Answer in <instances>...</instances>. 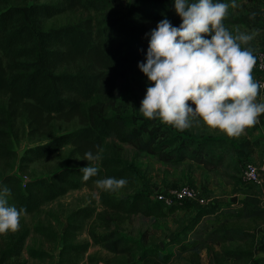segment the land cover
Listing matches in <instances>:
<instances>
[{
  "label": "trees",
  "instance_id": "16d2710c",
  "mask_svg": "<svg viewBox=\"0 0 264 264\" xmlns=\"http://www.w3.org/2000/svg\"><path fill=\"white\" fill-rule=\"evenodd\" d=\"M159 2V5H157ZM99 0H59L51 3H27V0H0V159L16 157L10 147V131L19 117H24L27 126L34 132L44 133L52 126L54 118L66 121L78 118L81 126L51 139L27 147L19 160L23 166L35 160L48 157L64 146L69 145L71 154L83 157L91 149L102 150L99 172L88 181L81 179V167H63L49 177H27L21 174L1 173L0 183L11 189L9 202L17 208L23 207L22 214H35L50 201L62 196L70 189L93 183L105 176L127 177V185H134L136 169L118 152L114 142L127 144L140 152L154 154L160 159L177 162L190 158L206 163V145L212 139L200 142L192 138H180L167 134L159 127L155 119L139 118L124 113H109L104 104L103 88L116 72L126 69L145 58L147 37L143 22L124 27L123 33L128 42L113 44L109 37H103V31L96 27L90 18L75 23L61 24L56 27H44V21L65 10L99 9ZM165 0H133L129 6L130 20L137 18L157 20L171 10ZM180 20L174 21L179 25ZM255 69L256 64H255ZM258 70V69H257ZM114 141V142H112ZM113 192L100 191L99 202L104 212L143 217L161 218L177 209H186L189 202L166 207L152 198L151 193L137 191L130 197L116 198ZM216 206L197 209L191 219L189 229L203 216L215 213ZM103 221L105 232L93 229L88 234L95 244L115 254H128L131 245L115 228L105 223V216L95 213L91 206H83L70 211L64 224L55 215L53 221L59 224L54 230L50 223L35 222L32 230L56 241L62 234L61 248L58 251L57 264H77L79 254L85 252L88 241L77 242L75 236L81 229L82 221L90 217ZM108 219V218H106ZM204 229V228H203ZM202 228L192 233L193 248H206L202 238ZM194 232V231H193ZM29 228L21 225L16 234L0 246V264H25L20 259ZM264 240V230L260 236ZM29 256L42 259L46 253L37 248L26 249ZM155 253L138 255L141 264H157ZM165 254L162 258H167ZM119 264H135L125 261Z\"/></svg>",
  "mask_w": 264,
  "mask_h": 264
},
{
  "label": "rangeland",
  "instance_id": "374dc122",
  "mask_svg": "<svg viewBox=\"0 0 264 264\" xmlns=\"http://www.w3.org/2000/svg\"><path fill=\"white\" fill-rule=\"evenodd\" d=\"M58 1L27 0V3L56 4ZM132 1L99 0L102 3L99 9L65 10L46 19L43 25L45 28L56 27L90 18L95 26L103 31V37H109L113 44H118L129 40L120 29L122 26L126 27V24L133 25L141 21L146 33L165 16L172 24L180 20L174 11L173 0H165V4L172 7L161 18L157 20L137 18L132 21L129 19V6ZM224 24L233 34H236L237 30L253 32L259 29L258 34L249 43L254 55L264 50V0H236L235 7L230 5ZM145 33L141 38L146 37ZM137 62L109 78L103 88V99L109 113L128 114L138 121L139 118H145L139 111V105L146 86L151 82L138 68ZM252 73L255 79H264V72L258 71L255 66ZM263 96L264 88L259 90L257 99L263 100ZM155 122L165 129L167 134L173 136L188 137L199 142L203 139H212L214 142L206 145L208 151L206 163H199L187 157L181 161L170 162L154 154L137 151L130 145L112 141L117 145L119 154L136 169L134 185H125L121 190L113 192V196L130 197L140 190L152 193L155 189L191 186L199 189L207 204L204 206L191 204L189 208L177 209L161 218L143 217L138 214L127 216L103 211L99 202L101 190L97 189L94 182L70 189L55 200L45 203L39 212L22 214L20 224L29 228L20 253V259L25 260V264H57L58 251L62 245L61 232L56 241L48 240L32 230L33 223H50L54 230H58L59 224L52 219L55 215L64 224L61 227L62 231L66 225L65 216L70 211L86 205L94 208L95 213L105 216V223H108L110 229L115 228L124 236L132 250L128 254H115L104 249L100 244L93 243L88 230L93 229L102 233L107 228L103 226V221L92 216L82 221L81 229L74 239L77 242H89L87 250L78 255L77 264H119L128 260L141 264L138 255L146 252L156 254L157 264H264V240L260 239L264 230V113L260 114L255 125L247 127L238 137H230L222 130L210 128L203 123H194L191 128L177 130L161 122L159 118H156ZM27 125L24 117L15 120L10 131V148L16 152V157L8 160L0 159V175L1 173L21 174L20 167L23 165L19 158L27 147L81 126L76 117L69 121L54 118L52 126L44 133L34 132ZM70 148L66 145L48 157L23 166L25 176L49 177L52 172L63 167L87 165L88 161L71 154ZM245 163H252L259 168L262 172L261 184H250L241 179V171ZM211 205L216 206L215 213L203 216L192 226L194 232L191 231L189 225L195 211ZM200 228H202L201 239L206 248L199 251L192 247L196 242L195 238L193 241L192 233ZM18 230L0 234V246ZM28 247L44 251L45 257L38 259L29 256L26 251ZM165 254L169 256L162 258Z\"/></svg>",
  "mask_w": 264,
  "mask_h": 264
},
{
  "label": "clouds",
  "instance_id": "9594fccd",
  "mask_svg": "<svg viewBox=\"0 0 264 264\" xmlns=\"http://www.w3.org/2000/svg\"><path fill=\"white\" fill-rule=\"evenodd\" d=\"M230 5L235 7L236 0H173L179 25L165 16L145 33V59L137 62L151 82L139 105L145 118H159L177 130L203 123L230 137L258 122L264 113V100L257 99L264 81L253 76L257 57L249 42L259 29L233 34L224 24ZM82 158L88 163L79 169L81 179L88 181L98 175L102 150L89 149ZM94 183L99 190L116 192L128 179L105 176ZM10 195L11 189L0 183V234L18 230L25 211L9 202Z\"/></svg>",
  "mask_w": 264,
  "mask_h": 264
},
{
  "label": "built area",
  "instance_id": "2783aa9c",
  "mask_svg": "<svg viewBox=\"0 0 264 264\" xmlns=\"http://www.w3.org/2000/svg\"><path fill=\"white\" fill-rule=\"evenodd\" d=\"M256 68L258 71L264 72V50H261L256 55ZM260 81H264L260 80ZM261 88L260 90H262ZM23 181L27 179L25 175L22 176ZM241 179L246 183L261 184L262 178L260 175L259 168L252 163H245L241 171ZM154 200L160 201L165 206H171L174 204H181L183 202H189L191 204H197L198 206L206 205V200L204 195L191 186H182L177 188H169L166 190H156L151 193ZM105 264V263H98Z\"/></svg>",
  "mask_w": 264,
  "mask_h": 264
},
{
  "label": "crops",
  "instance_id": "0c3cea01",
  "mask_svg": "<svg viewBox=\"0 0 264 264\" xmlns=\"http://www.w3.org/2000/svg\"><path fill=\"white\" fill-rule=\"evenodd\" d=\"M263 100H264V96H263ZM260 174H262V172H260ZM264 174V173H263ZM263 177H264V175H263ZM264 179V178H263Z\"/></svg>",
  "mask_w": 264,
  "mask_h": 264
},
{
  "label": "water",
  "instance_id": "95a60500",
  "mask_svg": "<svg viewBox=\"0 0 264 264\" xmlns=\"http://www.w3.org/2000/svg\"><path fill=\"white\" fill-rule=\"evenodd\" d=\"M233 200H234V198H233Z\"/></svg>",
  "mask_w": 264,
  "mask_h": 264
}]
</instances>
